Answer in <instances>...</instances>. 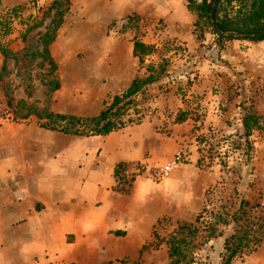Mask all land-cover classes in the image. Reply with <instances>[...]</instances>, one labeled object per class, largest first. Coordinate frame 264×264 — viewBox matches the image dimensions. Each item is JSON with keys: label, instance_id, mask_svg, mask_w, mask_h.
Returning <instances> with one entry per match:
<instances>
[{"label": "crops", "instance_id": "obj_1", "mask_svg": "<svg viewBox=\"0 0 264 264\" xmlns=\"http://www.w3.org/2000/svg\"><path fill=\"white\" fill-rule=\"evenodd\" d=\"M66 1V19L83 23L77 30L81 25L68 21V31L86 36L85 48L93 44L92 63L105 86L102 103L147 76L135 55L136 41L158 48L174 40L189 47L191 58H200L189 94L202 96L203 128L229 134L238 125L244 128L241 106L227 102L229 90L238 85L245 89L246 104L254 103L264 119V39L225 40L215 55L210 35L196 39L198 17L187 0ZM131 19L142 29L138 39L124 26ZM204 44L213 46L207 50ZM67 80L69 73L62 75L59 95ZM164 91L154 96L142 122L106 135L71 136L28 124L0 131V264H112L141 258L159 220L153 210L158 186L146 174L173 157L177 140L193 125L190 119L176 121L180 110L172 114ZM220 103L230 104L229 110L222 112ZM259 121L251 133H259ZM126 164L123 175L134 176L128 193L119 189L117 174ZM252 166L263 169V159L256 156ZM248 259L247 264H264V244Z\"/></svg>", "mask_w": 264, "mask_h": 264}, {"label": "rangeland", "instance_id": "obj_2", "mask_svg": "<svg viewBox=\"0 0 264 264\" xmlns=\"http://www.w3.org/2000/svg\"><path fill=\"white\" fill-rule=\"evenodd\" d=\"M52 2L0 0L2 22L8 13L14 12V8H20L17 15L12 17L9 24L11 28L2 39L9 52L0 53V131L8 125L41 127L43 123L54 121L53 118H46L49 112L54 115L98 116L117 95L110 94L102 103L105 86L94 69L95 63H92L93 44L85 48L84 42L88 38L76 32L83 28V23L77 19H66L70 14L66 0H60V4L54 7ZM191 12L198 17L194 30L196 39L202 41L210 35L213 39L211 44L216 45L215 50L211 49L213 45L204 46L214 51L215 55L219 54L220 35L215 33L204 18L199 17L198 10ZM68 21L70 25L79 23L81 26L76 31H68ZM124 26L136 33L134 39L141 36L142 29L133 19ZM47 33L55 35L49 45L57 63L55 69L43 55ZM152 47L150 53L139 55V58L142 57V67L147 69V76L139 79L150 77L152 82L143 84L136 94L137 107L134 106L124 116L126 125L142 122L150 114L154 96L162 89L168 93L172 114L180 110L175 117L176 121L183 113L184 121L190 119L193 125L182 132L181 139L176 142L177 150L173 157L146 174L158 186L153 210L159 220L153 231V242L144 247L139 260H123L112 264H223L228 254L225 239L232 234L245 235L252 240V243L237 253L231 263L247 264L249 256L258 249L249 252L255 246L253 242L264 238V166L257 171L252 166L256 156L264 161V133L252 132L247 137L245 128L239 125L237 131L230 134L220 133L212 127L203 128L205 107L202 96L189 94L197 80L196 67L200 58H191L189 47L178 45L174 40H168L158 48ZM68 73L70 83L67 80L68 85L62 91L64 93L59 95L62 75ZM242 87L238 85L234 92L229 90L227 102L241 106L240 115H245L247 109L256 114L255 104H246L243 96L245 89L242 90ZM215 90L222 91L217 87ZM230 104L223 106L220 103L222 112L229 110ZM83 112L89 114H78ZM259 120L263 118L257 116L256 121ZM3 136L1 133L0 142ZM180 149L185 151L188 159L166 172L165 167L170 165ZM128 167L126 164L119 169V188L130 191L134 176L123 175ZM242 202L248 204L243 206ZM173 237L179 253L171 258L169 240ZM175 260H179V263Z\"/></svg>", "mask_w": 264, "mask_h": 264}, {"label": "trees", "instance_id": "obj_3", "mask_svg": "<svg viewBox=\"0 0 264 264\" xmlns=\"http://www.w3.org/2000/svg\"><path fill=\"white\" fill-rule=\"evenodd\" d=\"M189 10H198L200 12L199 17L204 18L208 25L212 27L210 21V13L212 10L213 0H187ZM60 4V0H56L53 2L52 7L54 5ZM19 7L13 9V13H8L6 19L2 22L0 21V53L7 54L9 50L6 48L5 43L2 39H4L5 35L9 31L11 27L12 17L17 15L19 12ZM69 11V8L68 10ZM216 21L218 26L222 30H234V31H243V32H259L264 30V0H219V4L217 7L216 13ZM61 23V21H60ZM215 32V31H214ZM217 34V32H215ZM46 37L48 38L45 41V48L43 50V55L46 59L49 60L51 66L55 69L57 67V63L53 59L49 45L55 39V35L51 33H47ZM220 42L218 45L220 50L223 49V41L230 39H249L254 41H260L264 39L262 37H225L219 36ZM153 50V47L150 45H146L142 42H135V55H143L148 54ZM142 62V57H140ZM152 82V78H147L146 80L135 79L131 86L120 95H116L112 101V103L104 109L98 116L94 117H81L75 115H66V114H52L48 113L46 118H53V122L43 123L41 127L59 131L65 134H72L77 136H90V135H106L115 131L126 124L124 116L128 115L129 111L135 107L136 105V94L139 92L143 84H147ZM57 88L59 85L57 84ZM30 115V114H29ZM28 115V116H29ZM183 113L179 115L177 118L178 121H183L184 117ZM41 119L42 115H39ZM257 116L256 114L247 109L244 115V128L245 134L248 137L251 134V130L256 124ZM121 166L119 165V169ZM119 170H117V174ZM122 192L128 193L129 191L125 188H119ZM247 205V202H242V205ZM247 240V242H245ZM264 242V238L262 240H257L253 242L255 246H253L249 252L255 251L259 248L260 244ZM252 243V240L248 238V236L242 235L237 236L236 234H232L231 236L225 239L226 250L228 254L224 258L223 264H231L237 253L245 249L246 245ZM170 244V256L171 258L178 252V248L176 247V243L174 242V237L169 240ZM174 260L172 259V262ZM176 263H179V260H175Z\"/></svg>", "mask_w": 264, "mask_h": 264}, {"label": "water", "instance_id": "obj_4", "mask_svg": "<svg viewBox=\"0 0 264 264\" xmlns=\"http://www.w3.org/2000/svg\"><path fill=\"white\" fill-rule=\"evenodd\" d=\"M219 4V0H213L212 10L210 13V21L212 24L213 29L219 34L220 36L225 37H233V38H244V37H262L264 36V30L259 32H243V31H234V30H222L216 21V13H217V7Z\"/></svg>", "mask_w": 264, "mask_h": 264}, {"label": "built area", "instance_id": "obj_5", "mask_svg": "<svg viewBox=\"0 0 264 264\" xmlns=\"http://www.w3.org/2000/svg\"><path fill=\"white\" fill-rule=\"evenodd\" d=\"M257 129L264 133V119L259 121ZM186 159H188V158L185 154V151L183 149H180L175 154V157H174L173 161L170 163V165H167L165 167V171L169 172V171H171L172 167H177V166L182 165L186 161Z\"/></svg>", "mask_w": 264, "mask_h": 264}]
</instances>
